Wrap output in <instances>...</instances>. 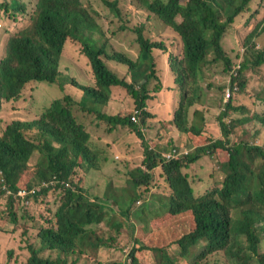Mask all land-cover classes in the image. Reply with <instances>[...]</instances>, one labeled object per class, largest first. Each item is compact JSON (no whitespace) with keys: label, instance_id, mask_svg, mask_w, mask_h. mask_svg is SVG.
<instances>
[{"label":"trees","instance_id":"obj_1","mask_svg":"<svg viewBox=\"0 0 264 264\" xmlns=\"http://www.w3.org/2000/svg\"><path fill=\"white\" fill-rule=\"evenodd\" d=\"M15 2L16 8L8 0L0 8L15 24V29L7 30L6 54L0 57V114L19 104L30 86L52 87L60 83L69 40L80 44L96 83L94 88L85 87L73 79L70 86L82 95L80 102L66 96L65 101H53L37 119L14 120L0 132V173L8 188L0 185V199L8 200L0 211L2 224L19 221V210L24 207L18 196L20 190H35L33 199L43 205H48L50 195L60 194L55 218H47L46 227L38 224L40 246H28L31 257L25 264H77L89 251L97 254L109 246L108 241L113 238L104 240L99 234L100 225L120 232L136 212L141 227L135 230L130 264H141L137 253L144 250L158 252L159 264H176L178 259L170 254L174 244L186 264L201 260L210 263L212 256L221 254L228 264H264V143H258L264 134V112L255 109L250 113L252 109L234 105L231 97L218 117L223 137L216 139L204 134L205 115L199 110L194 111L198 119L194 116L190 121V109L200 98L199 76L211 64L222 62L232 76L233 87L240 86V93L252 95L248 90L249 73L264 71V40L260 46L255 41L264 36V19L246 39V54L239 68L225 50L223 40L240 17L248 18L247 26L258 19L264 0H136L176 32L183 43L181 58L170 52V72L175 76L178 103L169 106L177 111L173 124L187 137L186 146H192L193 153L172 160L155 151L143 132V127L157 117L149 110L153 93L166 89L160 82L155 58L156 51H169L165 43L146 37L145 26L137 27L141 54L134 61L126 54L108 52L106 42L96 35L102 33L94 17L98 13L87 9L84 0ZM118 3L105 0L112 12L121 17ZM107 60L127 67L131 81L121 78ZM152 81L157 82L153 90L149 87ZM114 88L123 89L134 101L139 125L133 120L135 114L129 111L116 115L103 111L112 101ZM262 91L255 98L264 104ZM76 104L97 114L110 125V130L128 127L142 141L144 168L130 171L128 185L118 191L112 179L106 183L102 197L96 193L98 189L93 191L87 185L83 169L99 172L102 166L93 149L91 133L74 112ZM254 104L259 106L255 100ZM235 134L238 139L234 141ZM203 156L218 158V171L223 178L213 189L198 195L184 170ZM158 168L162 169L167 187L165 195L151 198L148 194L159 186L153 183ZM146 199L145 203L157 202L159 209L149 212L148 205L137 209L136 205ZM112 202L120 204L119 211L108 206ZM147 214L150 220H146ZM29 216L28 212L24 215ZM178 224L180 227H175ZM166 231L173 233V245L155 247L153 240ZM47 251L57 256H43Z\"/></svg>","mask_w":264,"mask_h":264},{"label":"rangeland","instance_id":"obj_2","mask_svg":"<svg viewBox=\"0 0 264 264\" xmlns=\"http://www.w3.org/2000/svg\"><path fill=\"white\" fill-rule=\"evenodd\" d=\"M7 0H0L1 5H4ZM11 5L16 8L15 0H8ZM119 2V8L122 10V16L117 17L105 0H84V5L95 15L97 23L101 27L102 33L96 34L101 42H106L109 53H123L134 61H137L141 54V48L137 41L138 34L136 28L145 26V35L153 41L164 42L168 47V52L156 51L155 58L158 64V71L162 82L166 89L159 94L153 93L154 99L150 102L149 110L157 115L156 119L151 120L146 127H143V132L149 145L158 153H161L165 158L174 150L179 153H193L192 146L187 147V137L182 135L175 126V116L177 111L170 108L169 103L177 105V89L174 84V75L170 72L171 65L169 63L170 52L176 56H183V43L180 36L162 24L155 15L149 12L146 8L141 7L136 0H109ZM258 19L253 20L247 26V17H240L239 21L233 26V31H230L223 40V45L229 56L234 60L236 68L243 61L246 54L244 45L248 36L252 33L257 24L264 19V4ZM9 20L7 14H3L0 10V57L6 54V30L15 29V24ZM264 40V36L256 39V43L260 46ZM259 48V47H258ZM212 61L213 58H210ZM110 68L119 74L121 78H126L131 81V73L129 69L121 64L107 60ZM61 71L63 73L60 83L50 87L49 85H32L26 91L21 102L10 106L7 110L0 114V132L5 126L14 120H35L45 109L49 108L53 101H65L66 96H71L77 102L82 100V95L77 89L70 86V81L76 80L79 84L85 87L94 88L96 83L92 73L90 63L81 54L80 44L69 40L62 60ZM248 90L252 94L240 93V86L232 85V76L225 71V66L222 62L211 64L201 72L199 76V94L197 105L190 109V121L193 122L194 111L199 110L205 115V135L212 138H222L221 128L218 122V117L226 108L231 97H234V105H245L253 110L258 109L259 112H264V104L258 102L255 98L262 90L264 94V71L261 74L255 72L249 73ZM157 82L150 83V89L153 90ZM61 85V86H60ZM61 87L64 88V92ZM170 88L174 89L172 92ZM163 89V88H162ZM168 89V90H167ZM239 90L238 93H234ZM230 93V96L228 94ZM254 95V96H253ZM258 103V107L255 106ZM21 109V110H20ZM74 112L79 120L85 124L87 130L91 133V142L94 145V151L98 155V161L102 166V170L97 172L91 168H84L83 173L86 176L87 185H90L96 193L103 195L106 183L109 179L113 180L115 191L128 185L129 172L137 168H144V147L142 141L137 138L135 133L128 127H118L110 130V125L102 120L97 114L84 111L78 104L74 106ZM84 111V112H83ZM105 113L110 115L119 114L122 111H129L133 115L138 113L135 111L134 101L129 97L123 89L114 88L111 103L103 109ZM134 115V116H135ZM236 116V115H235ZM197 119L199 116H196ZM137 124H140V116H137ZM199 121V120H198ZM200 122V121H199ZM235 141L238 136H232ZM259 144L264 143V134L261 135ZM170 144V145H169ZM182 157V156H181ZM178 158V157H176ZM174 158V159H176ZM218 158L212 156H203V158L189 169H185L184 173L190 177V182L195 188L198 195L205 194L208 190L213 189L219 184L223 178V174L218 171ZM162 169L158 168L154 171L153 183H158L159 186L154 189L153 194H148L151 198L154 195L164 194L167 183L161 175ZM3 173H0V185L5 184V179H2ZM98 182L100 184H98ZM100 187V188H98ZM4 189H8L5 184ZM107 188L105 189V191ZM25 195L28 190H20ZM19 192V193H20ZM61 192V191H60ZM11 192H8L10 195ZM120 195V192L117 193ZM60 194L54 193L47 199L48 205L36 203L34 199L23 198V206L19 210V221L12 224H2L0 217V264H25L31 257V252L28 246H40L38 224L46 227L47 218H55L59 207ZM165 195V194H164ZM7 198L0 199V211L5 209ZM102 203L105 200H101ZM113 201V199H112ZM125 201V199H123ZM147 199L139 202L136 206H149V212L152 209H159L157 202L145 203ZM108 206L116 211L121 208L118 203H110ZM134 211V210H133ZM28 212L29 218L24 217ZM136 216L128 222L127 228L116 232L106 226L98 227L99 234L102 237L113 238L108 241L109 246L99 249V253L89 251L90 253L83 256L77 264H130V252L135 245L134 235H137L135 230L140 229L141 222ZM149 214L146 215V220H150ZM134 226L136 229H134ZM175 227L179 228L180 225ZM150 240V239H149ZM155 247L173 245V233L166 231L164 234L157 235L153 240ZM140 247V246H137ZM264 250V246H263ZM199 253V252H198ZM91 254V255H90ZM170 254L178 260L176 264H186L181 258L178 251V246L174 244L170 248ZM200 254V253H199ZM45 257H56L57 254L52 251H47L42 254ZM141 264H159L160 255L152 250H144L137 253ZM212 261H200L198 264H214L220 262L228 264V260L223 254L212 256Z\"/></svg>","mask_w":264,"mask_h":264},{"label":"built area","instance_id":"obj_3","mask_svg":"<svg viewBox=\"0 0 264 264\" xmlns=\"http://www.w3.org/2000/svg\"><path fill=\"white\" fill-rule=\"evenodd\" d=\"M228 96H230V93L228 94ZM133 120L134 121H136L137 120V118L136 117H134L133 118ZM171 154H173V155H168V158L170 159V160H172V159H174V158H176V157H181V156H183V155H187L188 154V152H184V153H178L177 152V150H174ZM177 159V158H176ZM34 191L35 190H31V191H28L27 193H25V195H23V193L22 192H18L19 194H18V196H20V197H22L24 200H26L28 197H32V194L34 193Z\"/></svg>","mask_w":264,"mask_h":264},{"label":"crops","instance_id":"obj_4","mask_svg":"<svg viewBox=\"0 0 264 264\" xmlns=\"http://www.w3.org/2000/svg\"><path fill=\"white\" fill-rule=\"evenodd\" d=\"M0 25H1V23H0ZM1 27H2V26H1ZM1 27H0V29H1ZM6 33H7V30H6ZM7 36H9L8 33H7ZM7 39H8V37H7ZM6 44H7V41H6L5 45H6Z\"/></svg>","mask_w":264,"mask_h":264},{"label":"clouds","instance_id":"obj_5","mask_svg":"<svg viewBox=\"0 0 264 264\" xmlns=\"http://www.w3.org/2000/svg\"><path fill=\"white\" fill-rule=\"evenodd\" d=\"M134 117H136V118H137V115H135ZM134 117H133V118H134ZM137 120H138V119H137ZM137 120H136V121H137ZM28 191H31V190H28ZM32 199H33V197H32Z\"/></svg>","mask_w":264,"mask_h":264}]
</instances>
